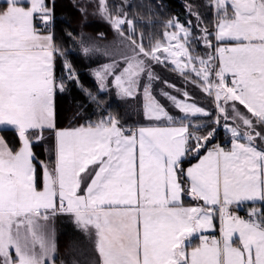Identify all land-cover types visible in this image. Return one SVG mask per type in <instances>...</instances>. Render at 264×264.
Instances as JSON below:
<instances>
[{"label": "snow or ice", "instance_id": "snow-or-ice-1", "mask_svg": "<svg viewBox=\"0 0 264 264\" xmlns=\"http://www.w3.org/2000/svg\"><path fill=\"white\" fill-rule=\"evenodd\" d=\"M4 3L0 10V125L17 130L22 146L13 152L0 138V264H54L55 245L44 234L41 221L58 212L71 214L82 230H94L102 264H264V213L258 215L253 209L246 220L231 211L245 201H264V148L255 143L257 139L264 142V132L257 131L258 126L264 127V0H215L219 20L214 39L238 42L235 47L215 48L217 56L201 57L193 54L195 49L190 51L193 42L213 48L207 28L194 36L190 27L175 22L172 26L178 31L168 34V46L156 43L146 50L143 43L126 37L132 54L125 58L121 75H114L120 92L131 96L141 74L149 82L157 78L151 71L153 62H170L185 79L194 75L191 82L214 98L225 120L229 102L238 101L251 118L231 105L239 121L237 126L225 125L233 138L231 150L216 146L195 166L183 169L186 154H198L216 129L205 135L189 132L183 120L211 114L188 103L187 92L183 100L164 93L182 118L177 121L155 102L146 106L147 118L178 122V127H146L125 134L118 121L109 118L55 131L57 163L51 172L45 168L42 191L35 185L30 137L34 133L38 141L46 129H55L53 96L64 84L54 77L52 36L37 34L33 18L42 12L40 18L47 23L51 12L45 0ZM101 10L123 36L121 25L126 21L112 19L106 0H101ZM227 74L232 77L230 85ZM214 123H219V117ZM241 136L246 143L240 142ZM182 176L189 181L188 194L210 206L207 211L177 206L185 192ZM85 179L88 183L81 195ZM214 210L222 222V241L209 243L202 237V245L189 253L185 240L197 229L212 227ZM237 233L239 246L233 242Z\"/></svg>", "mask_w": 264, "mask_h": 264}, {"label": "trees", "instance_id": "trees-1", "mask_svg": "<svg viewBox=\"0 0 264 264\" xmlns=\"http://www.w3.org/2000/svg\"><path fill=\"white\" fill-rule=\"evenodd\" d=\"M188 0H132L127 8L130 18L133 22L132 32L129 34L132 40L137 44L143 43L145 49L159 42L165 32L169 30L168 22L175 16L180 17L181 14L188 13ZM45 3L52 7L53 16V33L54 42L59 54L56 56L55 62V79L57 83H63V90H57L55 94V127L57 129L73 128L86 126L87 119L95 121L98 117L94 112L91 115H83L86 112H92L93 106L97 104L92 101L94 96L99 102L106 103L108 100L107 93L100 91L99 85L90 73V68L97 65L98 61H91L82 50L79 43L81 35L88 34L93 39L107 40L114 36V29L108 20L102 18L99 14V6L97 2L89 0H45ZM108 8L115 16H120L118 3L116 0H107ZM208 30L212 32L211 39L213 45L214 16L213 13L206 17ZM195 34L198 36L197 27L200 24H194ZM125 27H123L124 29ZM201 34V32H200ZM202 35V34H201ZM197 51H202L204 57L212 53V48L203 46L201 42H195ZM91 62H90V61ZM70 64V68L68 67ZM71 76V79L69 77ZM82 84V85H81ZM202 106H207L202 105ZM213 106V101H211ZM98 107V106H97ZM108 111L119 120H125L124 105L117 100L112 101L106 107ZM83 110V111H82ZM82 111V112H81ZM212 114L213 109L211 110ZM212 118V117H210ZM131 120V119H130ZM122 123L124 126L132 127L133 124L139 122ZM131 124V125H129ZM133 128V127H132ZM5 140L12 150H17L20 146L18 132L13 128H5L1 130ZM48 137L45 142H39L33 145L37 159H47L45 150L46 144L52 146L53 130H45ZM35 137L33 133L31 138ZM207 148L202 149V152ZM53 162V158H49ZM196 158L183 161V166L193 162ZM36 184L37 187L42 186L43 171L40 163L36 160ZM181 179L184 181L183 176ZM261 213H264V204L261 205ZM58 226V255L56 262L61 264L68 261L75 255L76 246L78 245L77 231L73 224L64 218L57 220Z\"/></svg>", "mask_w": 264, "mask_h": 264}, {"label": "rangeland", "instance_id": "rangeland-1", "mask_svg": "<svg viewBox=\"0 0 264 264\" xmlns=\"http://www.w3.org/2000/svg\"><path fill=\"white\" fill-rule=\"evenodd\" d=\"M89 1H94V0H89ZM116 1L118 3V7H119L118 8L119 13L121 14L120 16H116V15L114 16L111 13V11L108 8L107 0H106V4H107L108 11L111 14L113 20L116 19L117 17H119V18H122L126 21L125 24L121 25V28L123 30L124 35L122 36L120 34V32L116 29L112 20L108 19L105 15L102 14L101 1L99 2V0H95V2H97L98 6H99V14H101L102 18H104L105 20H108L111 23V25L115 31L114 41H111L109 39H107V40L98 39L97 40V39H93V38L89 37L88 34H84V35H81L82 39L80 40L81 43H79L80 50H82V52H84L85 55H87L91 61H98L99 62L97 65H95V66L93 65L94 67L99 66L96 68L94 73H95V75L100 73V75L103 76V79H101L100 76L97 75V77L99 78V79H97V81L99 82L101 88L105 87L104 90H106V91L104 93H107V95H108V100L106 101V103H101L94 96H91L92 101H94L98 107L96 105H94L92 112H86L85 111L83 113V115H85V116L91 115L94 112H96L98 117L95 121L87 119L86 123L88 125H95L98 122H100L101 120L107 121L109 118H114L116 121H118V126L122 128L124 125H122L121 122H123L125 124L132 122L131 120H133L135 122L136 121L139 122L142 119V117H144V118H145V116L147 117L146 106H148L154 102L158 103L161 106H164L165 108L167 107L170 111H173L175 114L177 108L174 106V104L171 100L169 101L168 96H165L164 93H168L171 96H176L178 99L183 100L184 99L183 93L187 92L188 96L190 97L188 102L191 101V103H195L199 107H202V105H204V103H205V105H207V106H204V107H206L205 110L211 114L210 116H202V115L197 114V116L191 117V120L188 121L189 125L191 127V130L193 132L197 133V135H205V134H207V132L211 128H215L216 132H215L214 137L211 140H209L205 146H207V148L210 147L211 145H215V147L219 146L217 144V138H218L217 130L219 129V127H221L220 128L221 132L223 134L225 133L227 135V132H226L227 130L225 131L223 129V126H224V124H227L228 122L232 123L233 120H230V119L225 120L223 114L218 112L214 98L212 96H209L207 93L202 91L200 87L196 86V84L191 82L192 80L195 79L194 75H189L188 79H185L183 76H181V74L178 71L175 70L174 65H172L170 62H166L164 64H159V63L153 62L151 64V71L154 74V76L157 77L156 79H153V80H151V82H149L147 76L144 74H141V76L138 79V84L133 88V94L131 96L123 95L120 92V86L116 83V81L114 79V75H121V72L123 69V67H122L123 63L120 60H122L123 53L125 54L126 57L130 56L132 54L130 41L126 37H129V34L132 32L133 22L130 18L128 11H127V8L130 5L132 0H116ZM187 5L189 8L188 13L187 14H181L180 17H177V16L173 17L168 22L169 30H167L165 32L162 39L157 43H159L163 46H168V43H169L168 34L178 31L177 28L172 26V23H175V22H179V24L184 25L185 27H190V30L194 36H197L195 34V31H194V26H195L194 24H200L201 25V26L197 27V29L199 31L198 36H201L204 28H207V29L209 28L207 25L205 17L208 14L213 13L214 19H215V16H216V9L214 10L215 0H188ZM51 10H52V7H51ZM51 20H53V17ZM127 21H130L131 23L129 24V23H127ZM189 21H191V25H189V23H188ZM213 22H214V20H213ZM123 27H125V28L123 29ZM200 32H201V34H200ZM208 32L211 33V35H212L211 31L208 30ZM211 35L208 36V39H210L212 41ZM123 38L126 39L124 49L121 45L122 43L118 44L119 42H117ZM181 42H183V41L181 40ZM172 44L174 47L176 46L175 41H173ZM220 47H223V46L220 45ZM85 49H88V51L85 52ZM192 49H195V52L193 53L194 55L198 54L199 56L204 57L203 56L204 53H202V51H200V50L197 51V46H196L195 42L192 43L190 51ZM107 51L108 52L110 51L111 53H106ZM113 51H115V52H113ZM99 57H107V59L114 60V61L110 62V64L109 63L107 64L106 62H109V60L104 61ZM181 59H183V58H181ZM68 67L69 68L71 67L69 63H68ZM94 67H92V70L94 69ZM106 69L108 70V74H105ZM165 81L167 82V84L164 83ZM146 86H148V93L147 94L145 93V87ZM172 86H175V87H172ZM177 89L179 91H177ZM117 100L120 101L124 105V108H125V113L123 115L124 116L123 118L125 120H122V121L117 119V117H115L112 114V112L108 111L106 108L108 106V104H110L112 101L117 102ZM211 101H213V106H211ZM212 109L214 112L213 114L211 111ZM227 110L232 115V110L230 109V105H228ZM144 113H145V116H144ZM168 114L171 115L170 113H168ZM231 115H228V116H231ZM171 116H173V115H171ZM210 117H212V118H210ZM217 117H219V123L218 124L214 123V121L216 120ZM147 122L157 123L158 126H156V127H168V125H163L164 122H168L165 119H161L159 121H156L154 119H150V121H147ZM129 125H131V124H129ZM147 126L150 127L151 125H147ZM197 126L199 127V130H197ZM234 126H237V125H234ZM127 127H129V126H127ZM132 127H133L134 132H138V130L140 128H146L145 125H139L138 123L133 124ZM151 127H153V126H151ZM241 131H242V129H241ZM43 135L48 137V132H44ZM228 137H230V136H228ZM208 150H211V148H208L202 154H201L202 151L199 152L198 154L199 155L201 154V157L203 158V156H205L207 154ZM191 157H193L192 154H191ZM201 157H200V159H201ZM181 165L183 166L182 163H181ZM185 167H186V165H185ZM41 223L44 226V234L46 235V237L50 238L51 240L53 238V240H52V242H53L55 240V238H54L55 224H54L53 217L49 216V219L47 221H41ZM22 231H23V229H22ZM10 251L13 252L14 250H10ZM37 251L39 252L38 247H37ZM55 254H56V251L54 252L52 258H54Z\"/></svg>", "mask_w": 264, "mask_h": 264}, {"label": "crops", "instance_id": "crops-1", "mask_svg": "<svg viewBox=\"0 0 264 264\" xmlns=\"http://www.w3.org/2000/svg\"><path fill=\"white\" fill-rule=\"evenodd\" d=\"M100 1L101 0H99V2ZM45 5L50 9L51 16H50L49 21H51V19L53 17L52 16L51 7L49 5H47L46 3H45ZM5 6L6 5L4 3V0H0V10L4 9ZM25 6H27V5H25ZM214 10H215V8H214ZM229 14L231 15V8H229ZM42 15H43L42 12L37 13V14L34 15V18H33V26H34L37 34H39V35H51L52 36V42H53L54 48L56 49V51L54 52V57H53V70H54V68H55V62H56V56L59 54V52L57 50V47L55 46L54 33H53V31H49V30L43 31V30H41L40 28L37 27V21H42L41 18H40ZM218 20H219V16H218L217 11H216V16H215V19H214L213 40H215L214 39V35H215V31H216V27L215 26H216ZM108 39L111 40V41H114V36L111 37V38H108ZM125 41H126V39H124V38L121 39L120 41H117V42H119L118 44L122 43L121 45H122L123 49H124V46H125ZM216 42H219L221 45H225L227 47H235L237 45V43H238L237 41H234V40H225V41H222V42L221 41H216ZM113 52H115V51H113ZM106 53H111V52L110 51L109 52L107 51ZM99 58H101L104 61L109 60V62H106L107 64L108 63L110 64V62L114 61V60L107 59V57H99ZM125 58H126V56L123 53L122 60H120L123 63V65H122L123 68L125 66ZM97 67H99V66H97ZM97 67H94L93 70H92V68H90V73L93 76V78L95 79V81L97 82V84L99 85L100 91L105 92L106 91V90H104L105 87L104 88H101L100 87V84L97 81V79H99V78L94 73V71L96 70ZM227 75L231 77L230 74H227ZM54 77H55V73H54ZM57 90H60V89H57ZM56 91L54 92V96H53V111H54L53 120H54V125H55V94H56ZM188 103H191V101H189ZM233 103L235 104V107H236V109H237L238 112L242 113L245 116H249L251 118V114L248 113L247 110L244 108V106L240 105L238 101L237 102H231L230 101L229 102L230 109H231V105ZM202 108L203 109H206V107H204V106H202ZM164 109L168 113H170L171 115H173L172 117L176 118L177 121H179L182 118V116H183V114L178 109L176 110V113L175 114H174L173 111H170L167 107L166 108L164 107ZM227 112H228V115H231L228 110H227ZM144 116H145V113H144ZM234 116H235V113L232 112V115L229 116V119L230 120H233V122L232 123L228 122L227 125H230V126L238 125L239 121L237 122V120L234 119ZM191 117H194V116H190L187 120H183V123L189 125V122L188 121L191 120ZM252 119H255V118H252ZM147 121H150V119L147 118L146 116H145V118L142 117V119L139 121V125H145V127L147 125H151L153 127L158 126L157 123H150V122H147ZM163 125L176 126V127L180 126V124L178 122L177 123L164 122ZM225 125L226 124H224L223 129L226 131ZM87 126H89V125L79 126V127H73V128H64V129H57L55 127V129L53 130L54 132H53V143H52V146H49V144H46V146H45L46 154H47V157H48L45 160H39V159H37V156L35 154L33 145L36 144V143L42 142V141L45 142V139L47 138V136L43 135V139H40L38 141L35 139V137H33V138L30 137L33 140L32 145H31V150H32L33 156H34V159H33L32 162H33V165L35 167V172H36V163H35L36 160L40 163V165L42 167V171H43V182H42V186L41 187H37L36 177H35V185H36V188H37L38 191H42L44 189V185H45V179H44L45 168L49 172H51L55 168L56 163H57V140H56V137H55V131L74 130V129H78V128H81V127H87ZM5 128H13V127L12 126H6V125H0V138H2L4 140V142L6 143L7 147L10 148L9 145H8V143H7V141L5 140L2 132H1V130L2 129H5ZM240 128L242 129V131L245 130L242 125L240 126ZM190 129L191 128L189 127V131H190ZM257 131L264 132V127H259L258 126L257 127ZM226 132H227V134L231 138V144H230V146L227 147V148H224L227 151V150H231V148H232V139L233 138L231 137L230 132H228V131H226ZM125 134H127V133H125ZM239 140H240V142H244V143L247 142L244 139L243 136H241L239 138ZM255 143H256V145L259 148H264V142H261L259 139H257L255 141ZM21 146H22V142L20 140V146H19V148ZM214 147H215V145H211L208 148L213 149ZM19 148L17 150H19ZM208 148H206L204 151H206ZM202 149L203 148H201L199 152H201ZM17 150H12V151L15 152ZM191 154L192 153L186 154V156L182 159V164H183V161L190 160L191 158H196V160H194L193 162L190 161L189 164H187L188 166L186 165V167L181 165V167L183 169H185V170L187 168L192 167L195 164H197L199 162V159H200L202 153L200 155L199 154H196V155L195 154H192L193 157H191ZM49 158H53V162H51L49 160ZM93 170H94V168L93 167H90L88 171L89 172H92ZM82 175H86V174H82ZM182 182H183V186L185 188V192L181 195V201H180L179 205H177V206L178 207L179 206H182V207H185V208L200 207V208L205 209V211H207L208 210V207H210V206L205 205L204 201H202V200L193 199L188 194L187 189H188V186H189V181L184 177V181L182 180ZM87 183H88V180L87 179H85L84 181H82L81 188L79 190V194H81V195L84 194L85 188L87 186ZM263 204H264V201H260V200H256V201H245V202H243L242 204H240L238 206L237 205H233L232 208H231V211H232L233 215L239 216L240 218H243V214H246V215L249 216V213L252 212L253 209L259 215L261 213V205H263ZM211 207H213L214 209H218L219 206H211ZM49 216L50 217H53L54 224H55V234H54L55 240L53 241V243L55 245L56 254H55L54 258H52V261L54 262V264H59V263L56 262V257L58 255V243H57L58 226H57V220L59 218L68 219L73 224L75 230L77 231V236H79L78 243H77L78 245L76 246V251L77 252L68 261H63V262H61V264H102L101 257L99 255V253L97 251V247H96L97 238H96V235H95L94 230H89V231L82 230L74 222L73 216L71 214L58 212L56 214H51L50 213ZM221 229H222V222H221V219H220L219 212L216 211V210H214L212 212V227H206L204 229H197L190 236H188L187 239L185 240V246H186L187 251L190 253L193 247L201 246L202 243H203V241H202L201 238L202 237H207V235H209V234H218V233H220L221 234V237L223 239ZM52 240H53V238H52ZM233 242H234V245L235 246H239V236H238V233L237 234H234V236H233ZM209 243H211V242H209ZM11 253H12L13 259H15V252L13 251Z\"/></svg>", "mask_w": 264, "mask_h": 264}, {"label": "built area", "instance_id": "built-area-1", "mask_svg": "<svg viewBox=\"0 0 264 264\" xmlns=\"http://www.w3.org/2000/svg\"><path fill=\"white\" fill-rule=\"evenodd\" d=\"M42 30H47L49 27H51V25L47 22H43V23H39L38 25ZM217 47H220L219 44L215 43L214 44V48H213V52H212V55L213 56H217L218 54L214 51L215 48ZM223 47H227V46H223ZM214 63H218V61H214ZM226 79L228 80L229 82V85H230V82H231V77H229L228 75L226 76ZM221 127H219V129L217 130V135H218V138H217V144L219 145V147H223V148H227L230 146V143H231V140L229 139V137L224 133L221 132L220 130ZM128 130L130 129H126V131L128 132ZM131 131V130H130ZM189 132H192L194 133L195 135H197V133L193 132L192 130L189 131ZM191 145V141L189 142V146ZM243 218L244 219H249L250 217L247 216V215H243ZM207 242H212L213 240H217V241H222V237H221V234L218 233V234H209L207 235Z\"/></svg>", "mask_w": 264, "mask_h": 264}, {"label": "bare ground", "instance_id": "bare-ground-1", "mask_svg": "<svg viewBox=\"0 0 264 264\" xmlns=\"http://www.w3.org/2000/svg\"><path fill=\"white\" fill-rule=\"evenodd\" d=\"M82 85V84H81Z\"/></svg>", "mask_w": 264, "mask_h": 264}]
</instances>
